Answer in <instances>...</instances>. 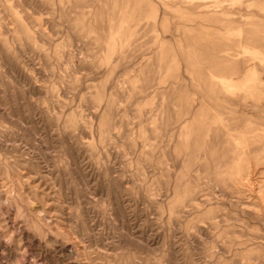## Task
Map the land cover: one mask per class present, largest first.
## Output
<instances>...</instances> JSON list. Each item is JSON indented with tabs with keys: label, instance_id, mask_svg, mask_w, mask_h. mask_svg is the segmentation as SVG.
Returning <instances> with one entry per match:
<instances>
[{
	"label": "rangeland",
	"instance_id": "374dc122",
	"mask_svg": "<svg viewBox=\"0 0 264 264\" xmlns=\"http://www.w3.org/2000/svg\"><path fill=\"white\" fill-rule=\"evenodd\" d=\"M0 264H264V0H0Z\"/></svg>",
	"mask_w": 264,
	"mask_h": 264
},
{
	"label": "clouds",
	"instance_id": "9594fccd",
	"mask_svg": "<svg viewBox=\"0 0 264 264\" xmlns=\"http://www.w3.org/2000/svg\"><path fill=\"white\" fill-rule=\"evenodd\" d=\"M192 71V69H191V67H189V72H191Z\"/></svg>",
	"mask_w": 264,
	"mask_h": 264
}]
</instances>
